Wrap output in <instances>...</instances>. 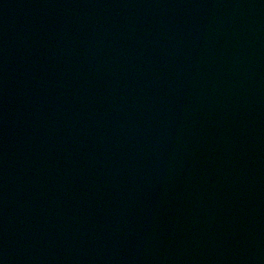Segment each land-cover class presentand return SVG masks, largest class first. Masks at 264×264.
<instances>
[{
	"label": "water",
	"instance_id": "water-1",
	"mask_svg": "<svg viewBox=\"0 0 264 264\" xmlns=\"http://www.w3.org/2000/svg\"><path fill=\"white\" fill-rule=\"evenodd\" d=\"M0 264H264V0H0Z\"/></svg>",
	"mask_w": 264,
	"mask_h": 264
}]
</instances>
